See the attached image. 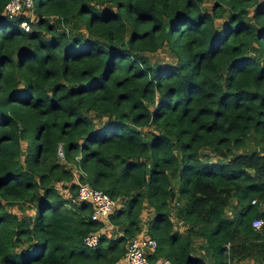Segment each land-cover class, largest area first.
I'll list each match as a JSON object with an SVG mask.
<instances>
[{
  "label": "trees",
  "instance_id": "1",
  "mask_svg": "<svg viewBox=\"0 0 264 264\" xmlns=\"http://www.w3.org/2000/svg\"><path fill=\"white\" fill-rule=\"evenodd\" d=\"M6 1L0 264H112L139 230L143 198L156 240L146 264H205L189 251L192 235L204 237L213 264L264 262V0H211L209 9L206 0H31L38 18L28 30L19 25L25 7L8 17ZM78 23L84 30L74 32ZM161 47L171 60L151 61ZM70 164L120 200L108 213L124 222L120 234L90 218L89 201L66 204L76 188L64 186ZM175 196L183 233L169 218ZM25 201L29 218L8 208ZM95 230L96 245H84Z\"/></svg>",
  "mask_w": 264,
  "mask_h": 264
},
{
  "label": "built area",
  "instance_id": "2",
  "mask_svg": "<svg viewBox=\"0 0 264 264\" xmlns=\"http://www.w3.org/2000/svg\"><path fill=\"white\" fill-rule=\"evenodd\" d=\"M22 6L25 7V17L20 20L19 25L23 30H28L32 21V14L30 13L32 8L31 0H7L4 3L2 12L8 17H11L16 12H18ZM56 153L58 157H63L60 145H58ZM75 158L77 159L78 155H76ZM74 168L76 170V174H74V180L76 181L75 194L68 197V203L81 200L89 201L91 204V212L89 214L90 218H103L104 220L108 219V213L111 211L114 204L113 197H111L102 189L91 186L85 179L79 178V175L84 178L85 173L76 164H74ZM251 201H253V199ZM261 222L262 220L259 217H254L251 220V225L257 228L261 225ZM99 234L100 230L86 233L82 238L83 244L90 247L96 245ZM155 248V238L148 236L144 239H139L133 235L127 239L124 252L118 259L121 258L125 264H146V255L148 251L152 252ZM118 259L113 261L112 264H118Z\"/></svg>",
  "mask_w": 264,
  "mask_h": 264
},
{
  "label": "crops",
  "instance_id": "3",
  "mask_svg": "<svg viewBox=\"0 0 264 264\" xmlns=\"http://www.w3.org/2000/svg\"><path fill=\"white\" fill-rule=\"evenodd\" d=\"M251 45L252 46H250V52L252 54H257V50H258V48H256L257 45L256 44H251ZM202 149L208 150L207 148H202ZM209 151L210 150H208V152ZM73 168H74V164H70L72 180H74V174H76V170L75 168L74 169ZM115 201H116L115 206L116 205L119 206V204H117V198H115ZM181 203L182 201L178 196H175L170 201L169 218L172 228L180 233H183L187 230L188 224L185 221H183L179 216H177V207ZM229 211H230V205L227 206V212L229 213ZM152 213H153L152 207L143 198L141 201V208L138 218L139 230L134 234L135 237L139 239H144L149 236L146 230V224L148 220L151 218ZM104 223L105 224L103 226V231H106V233L111 236L113 235L116 236L120 234L122 231V226L124 225V222L119 224H113L112 222H109L108 219L104 220ZM189 251L191 254L200 257L205 264H213L214 262V258L211 254L210 248L206 244L204 237L192 235L190 237ZM150 252L151 251H148V253ZM118 260H119L118 264H125V262L121 258ZM154 264H171V263L164 256H158L155 259ZM239 264H264V262L258 259L257 257H247L245 259H242Z\"/></svg>",
  "mask_w": 264,
  "mask_h": 264
},
{
  "label": "rangeland",
  "instance_id": "4",
  "mask_svg": "<svg viewBox=\"0 0 264 264\" xmlns=\"http://www.w3.org/2000/svg\"><path fill=\"white\" fill-rule=\"evenodd\" d=\"M92 2L98 7H110L111 6V8H113V6L109 5V3H104L102 1H97V2L92 1ZM209 3H211V0H206L204 2V4L206 5L207 9H209V6H208ZM30 13L32 14V21L30 23V25H31L32 23H35L36 19L38 18L37 17L38 14H37L36 10L34 9L33 5H32V8L30 10ZM50 20H53L57 24L60 23V21L58 20V18L56 16L49 17V21ZM69 26H71V25H69ZM59 28H62L61 24L59 25ZM80 30H84V27H83V25L81 23H78L77 27H73V31L74 32H79ZM147 56H148V58L151 61H164V60L165 61H169V60H171V57H172V55L170 54L169 50L164 48V47H161V48L157 49L155 52L149 53ZM89 112H91L92 116L95 115L94 119L96 121H100L104 117V115H96V114H93L92 111H89ZM140 129L143 132H148V131H154L155 130V128L152 127V126L141 127ZM24 145H25L24 140H21L22 149H23ZM207 149L210 150L209 148H207ZM256 149L259 150V151L262 150L260 147H256ZM208 150H205V149L200 150L201 153L199 154V156L201 158H203V159L206 158V157L209 158V159H214L215 155L213 154V152L211 150L209 152H208ZM70 182L75 183V186H76V181L72 180V173H71V180L70 181L68 180L67 182H65L64 186L69 187L70 186ZM59 190L61 192L60 188L58 189V191ZM63 190H64L63 192L66 194L67 193L66 189L63 188ZM66 204H69V203L67 202ZM115 204H116V201H115ZM115 204H114V206H115ZM117 204H120L119 199H117ZM8 208L11 209L12 211L18 213L21 217H24V218H29L34 212L33 206L31 204V202H29V201L21 202L19 204H12Z\"/></svg>",
  "mask_w": 264,
  "mask_h": 264
}]
</instances>
